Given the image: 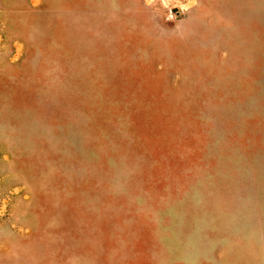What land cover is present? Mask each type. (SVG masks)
I'll list each match as a JSON object with an SVG mask.
<instances>
[{
  "label": "rangeland",
  "instance_id": "obj_1",
  "mask_svg": "<svg viewBox=\"0 0 264 264\" xmlns=\"http://www.w3.org/2000/svg\"><path fill=\"white\" fill-rule=\"evenodd\" d=\"M0 264H264V0H0Z\"/></svg>",
  "mask_w": 264,
  "mask_h": 264
}]
</instances>
